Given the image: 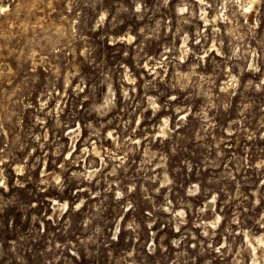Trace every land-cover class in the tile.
<instances>
[{
  "label": "clouds",
  "instance_id": "9594fccd",
  "mask_svg": "<svg viewBox=\"0 0 264 264\" xmlns=\"http://www.w3.org/2000/svg\"><path fill=\"white\" fill-rule=\"evenodd\" d=\"M21 8L0 26V264H264V0Z\"/></svg>",
  "mask_w": 264,
  "mask_h": 264
},
{
  "label": "rangeland",
  "instance_id": "374dc122",
  "mask_svg": "<svg viewBox=\"0 0 264 264\" xmlns=\"http://www.w3.org/2000/svg\"><path fill=\"white\" fill-rule=\"evenodd\" d=\"M21 5H22V0H12L13 12H12L10 17H0V26H9L12 23H14L16 21V19L22 14ZM117 48L122 49L123 46L118 45ZM108 55L110 57H112L114 60H118L120 58L119 52H116L115 50H112V49H109ZM261 103H264V100H262ZM234 139H235V142L237 144L241 145V151H243V145L246 142L243 141V138L239 137V136L234 138ZM251 147H252V154L253 155L258 154V153H264V142L257 143L256 141H253ZM215 176H216L215 173L211 174V176L209 177V182H214ZM30 198H32V197L28 196V195H25V199H30ZM39 200L41 202H43L44 201V196L40 195L39 196ZM33 211H35L37 214H39L41 209L38 207L37 209H35ZM10 220H11L10 216L9 217L0 216V222H2L4 225H6L8 222H10ZM102 222L104 224H108L109 220L102 219ZM15 223H16L17 229H20L21 225L24 222L20 219L19 216H16L15 217Z\"/></svg>",
  "mask_w": 264,
  "mask_h": 264
}]
</instances>
